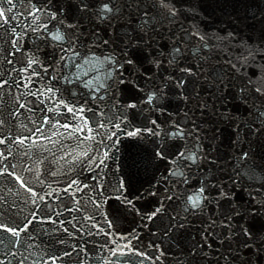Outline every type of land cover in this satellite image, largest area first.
<instances>
[{"label":"water","instance_id":"95a60500","mask_svg":"<svg viewBox=\"0 0 264 264\" xmlns=\"http://www.w3.org/2000/svg\"><path fill=\"white\" fill-rule=\"evenodd\" d=\"M33 2L36 7L41 9L38 14L40 22L47 24L51 32H55L57 28H60L63 33L68 25L74 26L66 32V40L71 39V46L67 42L64 43L63 48L65 50L62 51L58 42L52 41L42 30L32 31L30 25L33 24V18L28 15V11L33 7ZM78 2L79 0H30V2L14 0V11L9 14L13 16V19L0 23V89H2L0 90V141H3L0 144V204H2L0 207V221L3 222V225H0V231L4 230L0 233V239L4 236L1 234L6 232L17 238L21 236L25 229H28L31 234L47 237L45 239L46 243L43 244L45 248L46 245L55 242V238L52 237L54 234L52 233L51 222L55 223L56 226H82V233L79 236L84 235L87 237L91 235L88 230L92 226H109L107 220H102L104 215H110L108 219L114 224L117 231L127 226L128 230L131 231L132 228L129 226L137 225L144 226L147 230L144 233L146 235L150 233L151 235L152 231L157 230L164 233L165 228L170 224V217L178 216L186 219L191 225L183 229L184 241H189L190 245L196 243V245L203 244L206 247L205 252L200 253L202 257H205L204 259L192 261L187 249L186 252H181L179 257H175L173 262H169L166 258H163L165 255L158 254L160 252L149 256V254H144L142 250L138 249L137 253L129 255H114L111 252L106 257H102L103 260L101 258L91 259L82 255H68L67 264H160L159 262H165V264H217L218 257L234 249L237 242H231L232 249L228 248L227 243L221 244V241H224L228 234L227 229L225 230L221 226H217L216 229L217 232H221L219 236H213L215 234L214 229L209 230L207 236L203 235L200 230L203 228L199 229V227L204 225L201 221H205L207 216L204 214L201 215L202 217H200V214L193 215L191 209L187 213L185 212L187 195H191L194 190H198L201 184L206 182V179L198 177L197 179H188L187 183L184 182L185 180L183 183H169L170 195L166 194L165 197L174 196L175 198L165 200L164 212L152 221L146 220L145 217L150 216L157 207H160V204L159 199L150 190L148 191V188L151 187L155 179H160L158 181L160 189L165 186V181H163L165 178L162 179V177L167 175L166 167L172 166L168 164L173 159L172 152L174 151L173 148H169V144L178 141L176 138H172V141H170L159 137L160 128L170 125L168 127L173 132L175 131V125L181 126V122L189 124L195 121L202 126L203 122L210 123L209 118L214 119L208 113L201 114L196 97L197 92L200 95L203 93L208 95L207 89L210 85L205 86L201 82L211 79L207 75L209 64L217 66L213 75L221 76L224 79L230 78L232 81L230 94L232 96L231 102L233 100L234 104L239 97L238 94L241 88L244 89L245 95L250 89H255L252 84L248 85L246 83V78L250 77L251 79L255 76V72H250V76L238 73L237 68H233L226 56L222 57V55L223 53H232L231 45L234 44L233 39H236L238 35H243L241 37L243 40L258 38V32L264 29V7L255 10L254 14L250 12V9L255 6L253 0H166L167 8L163 7L159 0H156L155 4L153 0H140L141 9L147 10L150 17L146 28L150 29L155 24L156 31L160 33V35L155 36L156 43L153 48L159 50L154 55L161 60L162 66L157 68L155 64L150 62L152 57L145 58L143 52L125 50L129 56L136 60L137 67L134 70L132 66L125 65V69L122 71L125 82L118 83L121 74L114 72L112 67L102 61L108 55H114L116 59L121 58L122 43L115 37L122 36L129 31V24L133 27L137 25L139 18L135 17V5L133 4L131 8H125L126 0H116L117 8L123 10V15L117 14L116 18L109 23L108 21L98 20L95 16L90 17L82 14L77 7ZM4 7L8 6L4 5ZM172 7L179 10L175 21L167 18V11ZM51 12H56V20H50L49 14ZM129 12H133V18L131 19L128 16ZM142 15L143 12H141ZM61 22L63 27H61ZM185 30L189 34L184 36L181 46L187 49L184 53L186 58L183 63L169 65L168 60L170 57L168 53L173 45L172 37H179ZM169 32H171V36H169ZM97 33H99V37H97ZM193 33L206 37L210 41V47H217L213 51L214 56L209 55L207 49H200L201 42L197 36L192 35ZM77 36L79 39H76ZM98 38L114 39L115 42L107 46H93L94 41ZM17 39L19 40L18 44L15 43ZM184 41H190V43L185 44ZM219 46L220 51H218ZM150 50L146 49L145 52ZM194 51L197 52L196 56L193 55ZM94 56L99 57V59L93 58ZM33 57L38 59V64L34 67H38L40 73L47 77L46 79L43 76H35L31 70H25L28 61ZM185 68L191 71L182 74V70ZM109 71H113V78L110 80L106 79V74ZM195 72L200 76H194ZM234 76L237 78H234ZM65 77L73 82L67 83ZM149 77H151V80ZM169 77L172 78L170 83L168 82ZM177 77L186 81L183 91L176 85L175 80ZM30 78L31 83H29ZM89 80L94 81L91 89L84 87V84ZM153 80L155 84L160 85L163 89V92L156 96V100L154 99L155 103H159L161 107H159L157 114H150L149 119L157 140L154 142L155 147L152 148V145H154L152 142H150L151 144H145L140 139L137 141L133 138L122 137L120 147L122 150H119V158L117 157L122 180H125L127 186L125 189L128 191L130 188H145L141 200L135 199L137 204L135 208L124 207L119 201L120 199L125 200L122 198V194L113 193L103 205L97 206L96 212L93 210L94 204L89 206L88 203L84 204L81 212L77 208L71 211L70 208L73 207V204L70 202L78 200L77 196L80 193L90 199L89 189L85 187L88 182L85 181L83 185L77 186L78 182L75 181H81L80 178L82 181L85 179L90 180L91 177L89 179L84 174L75 173L81 165L77 167L76 163L71 164V158H69L84 151L82 150L83 140L87 134L81 131L77 132L70 150L65 153L67 156L62 153L58 155L62 161L59 164H54L58 165V167H54L57 169L55 172L50 171L49 163H45V158L42 157L45 149L38 146L53 145L51 141L56 130L50 127L55 123H60L62 126L69 125V123L73 124L71 121L75 120L76 114L67 113V107L75 108L77 111L84 109L85 104L80 99L86 98L89 102L85 117H91L94 108L98 107L97 105L92 106L94 102L99 104L106 102V114L109 112L117 114L116 110L121 109L126 101L135 102L134 104H137L138 101L144 103L146 101L145 93L157 91L154 86H150ZM108 84H111V87H108ZM97 85H103L104 87L97 90ZM196 85L198 89L194 93ZM245 85L250 87H245ZM48 87L56 92V97H52V93L48 92ZM61 98L63 103H60ZM74 99L77 101L75 107L69 103V100ZM203 100L204 98L199 97L200 102ZM50 108L53 109L51 113L48 111ZM130 111L134 113L138 110L130 108ZM232 111L234 110L232 109ZM118 113L120 114L122 111L118 110ZM142 117L147 120V115ZM105 120L109 119L106 118ZM153 120L157 122L155 126L152 124ZM225 125L227 126V124ZM209 130V128L204 127V131L208 135ZM124 131L125 128L121 132L123 135H125ZM230 136L233 137L234 135L231 134ZM220 138L222 139L219 141L218 139H209L210 144L216 143V147L223 150H226L228 146H233L232 139L227 138L225 134ZM132 142H137L141 152L148 151L146 156L150 165L145 164V167L149 170L147 175L144 173L145 170L141 173H132V167H136L135 163L131 164L130 162V165H126L132 157L131 153L126 151L125 145L128 148V145ZM206 144L209 143L206 142ZM161 151L165 152L167 158H161ZM24 153L30 154L31 157H23L22 154ZM217 153L218 151L214 154L215 156L212 155V158L207 160V165L212 166L219 161V154ZM20 156L26 161L30 158L29 169L26 171V174H28L26 178L29 181L25 182L26 189L22 190L23 202H25L23 214L20 213V209L15 208L9 198L5 200L1 197V193H5L3 189L5 188L7 191L8 183L12 182L15 176L14 169H12V160L19 162L18 158ZM210 161H214V163ZM166 163L168 164L166 165ZM76 167L77 169L71 171ZM101 169L103 170V168ZM174 171L181 172L179 168ZM209 171H214L212 175H222L219 172L220 170H216L214 167L209 168ZM149 172L151 173L149 174ZM48 174L52 175L51 179ZM40 178L46 184L43 190V193H45L42 195L35 193L33 195L32 189L39 186L38 181ZM106 179V183L109 181L111 185L115 176L107 174ZM219 182L228 190L229 195L234 197L231 204L221 201V209L236 204L242 208L248 207L250 201L253 203L258 198V201L262 202L261 200L264 199L263 177L258 179L253 175V177H250L249 182H244L238 188L232 186L231 189L227 184L224 185L225 181L219 180ZM113 189H116V187H113ZM211 189L209 188L211 196L216 197L218 192L213 188ZM134 191L139 192L138 190ZM208 194V192L205 193V195ZM65 195H69L71 200ZM113 204L118 208H115ZM204 207L208 208V211L217 209L216 201L213 199L210 204L206 203ZM221 209H219V212ZM215 213L213 212V214ZM32 226H36L39 231H33ZM261 226L262 222L257 221L255 227L260 228ZM6 228H8V231L5 230ZM152 235L159 239L169 237L180 240L181 232L171 233L168 236L159 233ZM193 236H196L197 240ZM70 244L77 247L80 242L73 239ZM209 245H211L210 248ZM215 247L218 248L215 250ZM182 248L187 247L184 244ZM208 249H212L213 252L210 253ZM46 254H49V252ZM37 256L34 253L26 256L21 255L20 252L18 255L12 251H0V264H61L59 257L63 255L41 254L40 257ZM219 264H226V262L221 258Z\"/></svg>","mask_w":264,"mask_h":264},{"label":"snow or ice","instance_id":"6c2138e0","mask_svg":"<svg viewBox=\"0 0 264 264\" xmlns=\"http://www.w3.org/2000/svg\"><path fill=\"white\" fill-rule=\"evenodd\" d=\"M26 2H30V0H26ZM159 2L163 7L167 8L166 0H159ZM153 3L155 4L156 0H153ZM133 4L135 5V17L139 18L137 20V25L133 27L131 24H129V31L125 32L122 36L115 37V39H119L122 43L121 58L116 59L114 55H108L105 56L102 61L103 63L108 64L110 67H112L114 72L121 74L118 83L125 82L122 75V71L125 69V65L132 66L134 70L137 67L136 60L129 56L128 52L125 50H136L139 52H143L145 58L152 57V60L150 62L155 64L157 68L162 66L161 60L158 58V56L154 55L159 50L153 48V45L156 43L155 36L160 35V33L156 31L155 24H153L150 29L146 28V25H148L149 23L150 17L148 15L147 10L141 9L140 0H126L124 7L131 8ZM4 5H7L8 7L5 8ZM77 7L82 14L88 15L90 17L95 16L98 20L108 21L109 23L112 19L116 18L117 14L123 15V10L117 8L116 0H79ZM14 8V0H0V23L13 19V16L9 14L13 13ZM178 11L179 10L175 9L174 7L169 8L167 11V18L171 21H175ZM40 12L41 9L39 7H36L35 3L33 2V7L28 11V15L33 18V24L30 25L32 31L38 32L42 30L50 37L52 41L58 42L62 51L65 50L63 48L64 43L67 42L69 46H71V39L68 38L66 40V32L68 29H71L74 26L68 25L67 29H65V32L63 33L61 32L60 28H57L55 32H51L47 24H43L40 22V16L38 15ZM141 12H143L142 16ZM49 16L50 20L57 19L56 12H51ZM128 16L130 19L133 18V12H129ZM61 27H63L62 22ZM188 34V31L185 30L181 33L179 37H172L173 45L168 53L170 57V59L168 60L169 65H178L179 63H183V60L186 58L184 56V53L187 51V49L182 48L181 43L184 40V36ZM96 35L97 37H99V33H97ZM171 35V32H169V36ZM192 35L198 37V40L201 42V50L208 49L209 51H211L210 41L206 39V37L199 35L198 33H193ZM76 39H79V37L77 36ZM257 39L261 41V46L264 47V29L261 30V33ZM114 42V39L98 38L94 41L93 46H107L110 43ZM15 43L18 44L19 40L17 39ZM184 43L187 44L190 43V41H184ZM146 49L151 50L145 52ZM237 51H239V49H237ZM193 55L196 56L197 52L194 51ZM93 58L99 59V57L95 56ZM61 59H63V57H61ZM226 59L231 60V57H226ZM37 64L38 59L36 57H33L28 61L25 70H31V72L35 76H43V78L46 79L47 77L40 73L39 68L34 67ZM234 66L235 65H233V67ZM216 67V65L209 64L207 75L211 79H206L201 82L202 85L205 86L211 85L207 89L208 95L204 97V100L202 102L199 101L200 93H196L201 114L203 115L205 113H209L212 117L215 118V124H227L231 126L232 131L235 135V140L233 141L234 144L240 143L242 134L244 137H247L249 133H253L257 136L264 134V88L250 89L256 96V98L260 99V103H257L256 99H252L249 96L245 95L244 89L241 88L240 93L238 94L239 102L244 104L247 111L246 113H234L232 109L228 108L227 106L230 101L226 100V97L230 95L232 81L230 80V78L224 79L221 76L213 75ZM113 71L107 72L106 79L110 80L113 78ZM190 71V69L185 68L182 70V74L183 72ZM77 79H79V77H77ZM149 79L151 80V77H149ZM65 80L67 83L73 82L72 80L68 79V77H65ZM31 82L32 81L30 78L29 83ZM168 82H172L171 77L168 78ZM175 82L177 87L183 91L186 85V81L180 77H177ZM93 83V80H89L84 84V87L91 89L93 87ZM150 86H154L157 91L145 93V102L148 104H152L156 96L163 92L161 86L155 84L154 80L152 81ZM103 87V85L96 86L97 90H100ZM108 87H111V84H108ZM245 87L250 86L245 85ZM48 92L52 93L53 98L56 97V92H53L51 87H48ZM185 99H187V97H185ZM209 101H211V103H209ZM60 103H63L62 98L60 100ZM136 106V104L131 103L127 107L136 108ZM65 107L67 106L65 105ZM48 111L51 113L53 109L50 108ZM67 113H74L76 115H79L82 119H84L85 117L83 109H81L77 113V110L75 108L67 107ZM119 116L124 120L127 119L126 115L123 113H120ZM103 117V112H101L99 116H97V113L93 111L91 117L84 119V124L87 126L90 120L93 125H97L95 129L89 128L90 132L93 130L99 132L100 128H103L106 124L109 123H111L116 129L121 128V123L118 120L113 119L109 121L105 120ZM98 120L99 123L97 124ZM156 123V120L152 121V124L154 126L156 125ZM192 125V128L189 129L187 132L183 127L175 125L176 131L171 133L172 137H180L181 139H184L185 137H195V144L199 145L202 139L201 125L197 124L195 121H192ZM139 131L140 129H136L135 131H129L127 135L130 137H134L138 134ZM149 131H151V129H149ZM115 135L116 133H113V137ZM113 137H109V139H112ZM93 139L95 138L93 137ZM2 143L3 141H0V144ZM104 156H107V152L104 153ZM163 156L164 154L161 151V158H163ZM178 156L184 161H190L192 165H197L201 153L199 148L197 147L196 150L191 151V153H188L187 150L184 152H179ZM248 157L249 152L244 151L243 148H241V155L239 157L240 161H247ZM93 159H99L101 165L104 163V160L99 157H89V160ZM210 162L214 163V161ZM171 174L173 176L183 175V173L179 171H173ZM184 182L187 183L186 178ZM209 188L216 189L218 195L216 197H212ZM206 192H208L209 194L205 195ZM185 195H187V193H185ZM174 198V196L167 197L168 200H172ZM213 199L216 201L217 210H219L221 207V201L231 204L234 197H231L229 195L228 190H226L223 185H220L219 188H217L216 185L208 186L205 182L201 184L198 190H194L191 195H187V207L185 208V212L187 213L189 209H191L193 215L201 214L203 213L204 205L206 203L210 204ZM128 203H131V201H128ZM163 212L164 208L163 204H161L160 207H157L151 213V215L145 217V219L148 221H152ZM219 214L220 217L223 218L220 222V226L224 229H227L228 233L225 237V240L221 241V244L227 243L228 248L232 249L231 242L236 241L237 246L231 251L222 254L221 257H218L217 264H219V259L221 258L226 262V264H264V202L258 201L255 203H251L250 201L249 206L243 208L240 205L236 204L227 208L225 211H220ZM233 221H236V223L234 224ZM257 221L262 222V226L260 228L255 227ZM204 222L205 221H201V223ZM31 223L32 221L30 222V224ZM0 225H3L2 221H0ZM190 226L191 225L186 221V219H182L178 216H173L170 217V224L165 228L163 235L168 236L171 233H180L183 229ZM216 226L217 218L212 217L211 222L209 224V229L204 230L205 236L208 235L209 230L214 229ZM5 230L8 231V228H6ZM133 238L134 234L132 237H129V242ZM0 246H3L2 240H0ZM208 247L210 248L211 245H209ZM187 251L189 252L192 261H198L200 259L205 258L200 255V253L203 251V245L201 247H196L194 245L191 249H188Z\"/></svg>","mask_w":264,"mask_h":264}]
</instances>
